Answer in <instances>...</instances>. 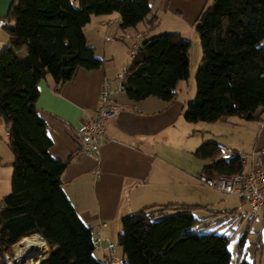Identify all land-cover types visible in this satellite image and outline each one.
<instances>
[{
	"label": "trees",
	"instance_id": "1",
	"mask_svg": "<svg viewBox=\"0 0 264 264\" xmlns=\"http://www.w3.org/2000/svg\"><path fill=\"white\" fill-rule=\"evenodd\" d=\"M155 1L159 0L12 1L6 28L10 41L0 52V116L9 129L8 145L15 160L12 192L3 199L5 210L0 214V254L12 253L20 240L40 235L49 256L39 264H110L96 258L92 229L63 190L69 162L50 154L53 141L36 108L38 86L48 77L61 85L73 80L80 69L103 66L85 36L94 16L119 14L123 30L145 24L150 32L158 25ZM196 30L203 59L196 75L197 96L188 104L185 120L261 121L264 0H213L199 16ZM23 49L25 61L18 56ZM190 49L191 42L179 33L144 39L124 81L127 97L136 102L150 97L172 102L179 81L190 77ZM194 155L213 161L201 174L209 185L217 175L245 170L241 153L216 142L203 144ZM196 210L188 205L155 206L124 218L119 235L123 264H232L230 237L218 233L219 228L211 229L224 219L194 233L191 228L207 221L198 218ZM233 221L230 218L226 224Z\"/></svg>",
	"mask_w": 264,
	"mask_h": 264
},
{
	"label": "crops",
	"instance_id": "2",
	"mask_svg": "<svg viewBox=\"0 0 264 264\" xmlns=\"http://www.w3.org/2000/svg\"><path fill=\"white\" fill-rule=\"evenodd\" d=\"M210 1L153 2V15L157 16L158 25L150 32L145 24H141L144 29L139 25L133 28L134 30H123L119 14L94 16L85 28V36L96 57L104 62L103 66L93 71L80 69L73 80L61 85H57L51 77L39 83L40 97L36 108L38 115L46 121L48 135L53 141L50 154L56 159L69 162L62 177L63 190L83 223L92 229L96 252L103 262L123 264L124 252L117 249L115 242L119 243V235L123 230L122 221L127 216L155 206L188 205L196 207V211L212 207L214 199L210 195L215 190L201 180L200 159L194 155L206 140L195 138L196 135L191 132L199 131V127L194 128L192 123L185 120L190 99L181 98L177 93L172 102L155 97L136 102L130 100L124 91L118 92L115 84L117 76L132 63L130 53L138 41V34L143 35V41L153 37L149 34L156 32L160 27L162 15L168 18L170 14L180 12L195 26ZM9 2L10 0H0V17H5L2 4H6L7 10ZM11 4L12 2L10 6ZM125 35L130 38L121 40ZM110 38L118 40L110 41ZM119 41H128L127 50L117 53L113 50ZM196 66L198 65L195 62L194 68ZM106 79L113 82V88L117 91L114 101L120 113L116 120L107 126L106 135L101 142V157L97 160L80 151L78 138L83 130L85 118L97 115L99 97ZM243 121L239 117H224L216 123H210L206 129L211 133L222 127H242L245 125ZM253 123L259 124L254 130L252 151L244 153L236 148H227L228 150L252 154L264 149V117L261 121ZM1 127H6L5 137L9 139L6 135L8 128L0 116ZM218 144L225 147L221 141ZM1 158L0 155L2 165ZM14 160L13 156L11 165ZM250 166L251 162L245 170H249ZM9 180L11 182V173ZM2 181L0 179V183ZM8 184L5 185V193L0 197L1 203L8 196ZM220 196L239 197L243 203L246 199L236 195ZM235 211L237 213L238 208L230 211L229 215H235L232 213ZM217 213V216L211 214L212 216L204 218L207 221L202 224H216L222 219L212 222L215 217H220L223 213L227 215L223 211ZM262 217L264 218V212ZM224 224L226 222L222 221L211 229L219 228V232ZM246 238L241 248L247 245ZM111 245L113 248H110ZM44 253L33 259L40 261L49 256L46 242Z\"/></svg>",
	"mask_w": 264,
	"mask_h": 264
},
{
	"label": "rangeland",
	"instance_id": "3",
	"mask_svg": "<svg viewBox=\"0 0 264 264\" xmlns=\"http://www.w3.org/2000/svg\"><path fill=\"white\" fill-rule=\"evenodd\" d=\"M213 0L210 1V3ZM9 6L7 10H5V5L2 4V8L5 11L3 16L9 13ZM186 5V4H185ZM183 6V4H182ZM161 25L154 33H150V36H157L164 33H181L182 38L188 40L192 43L191 49V58H192V69H190V77L188 80H181L179 81L176 91L178 95L182 98H189L190 102L194 101L197 96V82H196V75L198 72L199 67L201 66V62L203 59V49L201 45L200 37L196 30V25L193 26L189 21H187L184 14L176 13L175 15L170 14L168 18L164 15L161 16ZM145 28L143 25H140ZM129 30H134L129 29ZM10 41V37L8 31L2 30L0 32V52L8 45ZM127 43H123L119 41L118 45L116 46L115 50L117 53L120 50H127ZM264 44V43H263ZM129 52V51H128ZM19 58L23 61L26 60V51H21L18 54ZM129 56V55H128ZM196 62V68H194V64ZM258 117L263 118L264 113H260ZM260 121V120H257ZM245 123L242 127H222L217 129L216 132H209L206 129V126H209L210 123L200 122V123H192L191 126L194 128L196 126L199 127V131L191 132L192 135H196V137L202 139L204 138L206 143L216 142L224 143L225 147L228 149H239L244 151V153H250L252 151L254 145V130L258 126L259 123H253L255 121H243ZM252 122V123H251ZM206 129V130H205ZM5 130L6 127L0 128V155L2 160V165L0 162V197H2L3 193H5V185L10 184L9 194L12 192V178L14 169L11 165L12 157L14 156L12 151L8 145V139L5 137ZM221 139V140H219ZM243 142V145H241ZM203 145V144H202ZM201 145V146H202ZM200 146V147H201ZM243 147V148H242ZM200 171L207 165H211L213 163L212 160H200ZM4 164V165H3ZM10 173H11V182H10ZM8 184V185H9ZM211 197L213 196L212 207L210 209H200L196 211V216L200 219L207 218L216 214L219 211H223L220 217H215L212 222L217 221L219 219H224L223 221H228L230 218H234L232 224H226L218 233L225 232L227 236L230 237L229 243V250L232 255V264H264V218L262 216L257 218H252L251 207L249 204L248 199H245V202H241L239 197H222L219 193L211 192ZM1 199V198H0ZM2 201V200H1ZM1 203V202H0ZM238 208V212L235 215H229L230 211ZM210 210V211H209ZM212 214V215H211ZM168 215H173L170 213ZM204 225H198L191 228V232L198 233L199 229L202 228ZM243 236H246L247 245L243 248L240 247V240ZM117 249L122 250V247L119 245L118 242H115ZM47 246V245H46ZM22 247V246H21ZM19 248V247H17ZM43 249V247H42ZM49 250V248L47 247ZM39 256L44 255V250ZM48 252V251H47ZM97 258L100 260L101 257L99 253L96 252ZM246 262V263H245Z\"/></svg>",
	"mask_w": 264,
	"mask_h": 264
},
{
	"label": "built area",
	"instance_id": "4",
	"mask_svg": "<svg viewBox=\"0 0 264 264\" xmlns=\"http://www.w3.org/2000/svg\"><path fill=\"white\" fill-rule=\"evenodd\" d=\"M10 25L8 17H0V31L5 30ZM129 39V35L120 38L124 40ZM138 41L134 44L130 53V58L133 59L137 55L138 48L143 41V35H137ZM110 41L118 40V38H110ZM129 72V67L117 76L115 84L118 92L124 91V81ZM117 91L113 88V82L106 79L103 82L97 115L87 116L84 120L83 130L78 138L79 149L81 152L99 160L101 157V142L106 135L107 126L116 120L120 113V109L114 101V96ZM7 136H9V129H7ZM225 159H232V155H225ZM241 163L246 168L251 162L249 170H244L241 173L234 175L222 174L217 175L211 186L212 188L223 196H244L248 199L252 218L263 216L264 212V149L253 152L252 154H241ZM5 210V204H0V214ZM41 238L40 235H35ZM32 237V236H31ZM28 238V237H27ZM42 239V238H41ZM23 240V239H22ZM20 240L12 247V253L4 252L0 254V264H38L39 261L34 260L42 251L40 248H23L16 249L15 247L21 243ZM43 240V239H42ZM45 243V242H44ZM113 248V245L110 246Z\"/></svg>",
	"mask_w": 264,
	"mask_h": 264
},
{
	"label": "bare ground",
	"instance_id": "5",
	"mask_svg": "<svg viewBox=\"0 0 264 264\" xmlns=\"http://www.w3.org/2000/svg\"><path fill=\"white\" fill-rule=\"evenodd\" d=\"M23 247V248H32V247H36V248H40L44 250L45 248V243H44V240H42L40 237L38 236H32V237H28V238H24L20 244H18L15 248L16 249H19L20 247ZM19 247V248H17Z\"/></svg>",
	"mask_w": 264,
	"mask_h": 264
},
{
	"label": "water",
	"instance_id": "6",
	"mask_svg": "<svg viewBox=\"0 0 264 264\" xmlns=\"http://www.w3.org/2000/svg\"><path fill=\"white\" fill-rule=\"evenodd\" d=\"M42 238V237H41ZM43 239V238H42ZM44 240V239H43ZM44 242H45V240H44Z\"/></svg>",
	"mask_w": 264,
	"mask_h": 264
}]
</instances>
